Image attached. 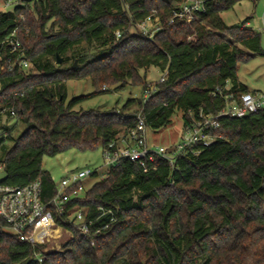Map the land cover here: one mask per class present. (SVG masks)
<instances>
[{
    "label": "trees",
    "instance_id": "16d2710c",
    "mask_svg": "<svg viewBox=\"0 0 264 264\" xmlns=\"http://www.w3.org/2000/svg\"><path fill=\"white\" fill-rule=\"evenodd\" d=\"M240 1L223 0L188 23L168 21L183 0H17L0 9V41L17 27L31 63L0 71V115L13 106L14 128L24 127L0 135V184L39 179L48 199L56 183L44 169L46 155L103 148L128 134L139 113L154 131L177 111L187 126L201 111L218 113L226 95L249 91L240 62L264 53L261 34L221 16ZM154 9L162 28L150 39L135 22ZM0 54L8 64L7 48L0 45ZM151 66L168 70L166 79L148 82L140 70ZM86 77L94 90L69 98L66 82ZM129 84L155 89L146 102L142 96L109 110L77 107ZM212 133L210 144L194 143L173 161L157 155L147 169L129 159L109 168L67 203L68 212L81 207L94 220L91 234L55 213L72 237L42 262L44 245L8 232L0 218V264H264V108L224 116Z\"/></svg>",
    "mask_w": 264,
    "mask_h": 264
},
{
    "label": "built area",
    "instance_id": "2783aa9c",
    "mask_svg": "<svg viewBox=\"0 0 264 264\" xmlns=\"http://www.w3.org/2000/svg\"><path fill=\"white\" fill-rule=\"evenodd\" d=\"M223 0H183L182 4L168 19L169 22L179 20L181 22H191L198 19L200 14L210 7L220 4ZM11 0H0V7H9ZM2 9V8H1ZM136 26L150 39L162 28V21L153 10L142 20H137ZM117 39L121 36V31H116ZM2 47L7 48L9 53L8 64L2 61L0 54V71L7 67L12 70L15 67L29 69L30 60L26 55V48L22 44L18 28H14L3 40L0 41ZM168 75L166 70L160 77L164 81ZM155 86H150L144 90V102L151 96ZM264 108V90L256 89L244 91L240 94L231 93L226 95V105L216 114L200 112V118L193 123L184 126L185 136L172 148L164 145L151 146L148 143V127L144 116L138 114L137 125L126 135L111 141L103 147V158L109 168L118 166L123 159L138 162L147 169V163L153 161L157 155H161L170 161L194 143L210 144L215 136L212 129L220 125V119L224 116L242 117L250 112H255ZM17 111L13 106H3L0 117H10L17 120ZM10 125V123L8 124ZM6 127L0 128V135H7ZM4 164L0 163V169ZM99 169L82 168L64 176L56 184V193L48 199H44L41 180L36 179L22 186L0 184V218L3 221L5 230L18 235L22 240H27L33 244L44 245L58 235L64 228L55 219V213L65 217L71 224L80 229L84 235H90V227L94 220L88 219L87 214L81 207L67 210V203L76 196L84 194L88 187L85 180L92 177V173ZM106 173L103 175L105 176ZM103 213L110 212V221H115V214L101 207ZM109 225L106 223L102 228ZM68 230V229H66ZM100 229H97L99 231ZM50 252L44 246L43 251L37 253L39 262L44 261L45 253Z\"/></svg>",
    "mask_w": 264,
    "mask_h": 264
},
{
    "label": "rangeland",
    "instance_id": "374dc122",
    "mask_svg": "<svg viewBox=\"0 0 264 264\" xmlns=\"http://www.w3.org/2000/svg\"><path fill=\"white\" fill-rule=\"evenodd\" d=\"M16 3L17 0H11V4L6 10L13 9ZM1 8L5 9L3 6H1L0 9ZM221 16L229 25L245 23L246 26L251 27L255 32L260 33L262 37L261 46L264 52V0H241L229 10L222 12ZM136 28L140 30L138 26H136ZM208 28L212 27L208 25ZM140 72L142 75L146 73L148 82L159 80L164 73L163 70L156 66H151L147 71L141 69ZM239 78L251 90H264V53H254L253 58L249 61L240 62ZM66 85L69 98L80 94H87L94 90V86L89 77L70 79L66 82ZM108 88H110V91L86 99L77 107H83L84 109L99 108L104 110L120 108L129 98L142 97L144 94L140 85L129 84L120 90H115L113 86ZM15 122L16 120L10 117H0V128L9 127L13 128V133L16 131L20 133L24 127L18 125L14 128L13 125ZM9 123L10 125H8ZM185 134L182 112L177 111L169 125L157 131L148 129V143L151 146L164 145L172 148L181 141ZM43 165L44 169L50 172L56 184L59 183L64 176L73 171L82 168L99 169L98 177H90L85 180L88 188L109 171V166L104 162L102 146L94 150L80 151L77 149H69L57 155H46L43 159ZM4 176L5 171L4 168H2L0 169V180L3 179ZM71 237L72 232L63 229L60 235L51 238L44 246L47 247L50 252L61 250Z\"/></svg>",
    "mask_w": 264,
    "mask_h": 264
},
{
    "label": "water",
    "instance_id": "95a60500",
    "mask_svg": "<svg viewBox=\"0 0 264 264\" xmlns=\"http://www.w3.org/2000/svg\"><path fill=\"white\" fill-rule=\"evenodd\" d=\"M58 58H59V59H58V61H57V62H58V63H61V62L63 61V58H62V57H60V56H58ZM74 65H75V66H77V65H78V64H77V62H75V64H74Z\"/></svg>",
    "mask_w": 264,
    "mask_h": 264
},
{
    "label": "crops",
    "instance_id": "0c3cea01",
    "mask_svg": "<svg viewBox=\"0 0 264 264\" xmlns=\"http://www.w3.org/2000/svg\"><path fill=\"white\" fill-rule=\"evenodd\" d=\"M251 90V89H250Z\"/></svg>",
    "mask_w": 264,
    "mask_h": 264
}]
</instances>
